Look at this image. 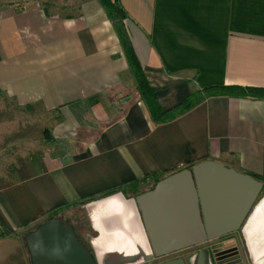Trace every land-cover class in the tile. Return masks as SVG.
Segmentation results:
<instances>
[{
	"label": "crops",
	"instance_id": "0c3cea01",
	"mask_svg": "<svg viewBox=\"0 0 264 264\" xmlns=\"http://www.w3.org/2000/svg\"><path fill=\"white\" fill-rule=\"evenodd\" d=\"M117 1L162 109L203 88H264V0ZM136 86L99 0H0V264H31L24 237L54 217L92 254L145 248L146 218L173 216L157 207L174 196L132 200L204 161L263 183L225 244L239 233L264 255V98L219 92L155 123Z\"/></svg>",
	"mask_w": 264,
	"mask_h": 264
},
{
	"label": "water",
	"instance_id": "95a60500",
	"mask_svg": "<svg viewBox=\"0 0 264 264\" xmlns=\"http://www.w3.org/2000/svg\"><path fill=\"white\" fill-rule=\"evenodd\" d=\"M262 188L263 183L249 174L204 161L166 177L153 190L132 200L143 211L148 196L157 197L163 192L174 196L172 200L169 197L163 201L164 206L161 203L156 206L173 216H160L154 222L151 217L146 218V221L149 219V226L146 222L145 227L149 230L150 243L146 235L142 234V239H146L147 248L107 250L105 246L100 248L99 244H93L92 254L78 240L73 227L58 217L50 218L28 232L24 237L25 245L31 264H132L134 260L150 264H224L226 260L223 259L213 261L212 250L217 248L222 253L235 245L225 243L232 241L231 232L241 227ZM221 223L224 226L215 229ZM161 228L166 236L158 234ZM172 237L180 238L184 243L167 246ZM245 240L250 263L264 264V255L256 256L257 249L253 250L247 238ZM193 246L198 248L184 250ZM236 248L230 259H235L236 264H245ZM173 252L177 253L176 258L161 260Z\"/></svg>",
	"mask_w": 264,
	"mask_h": 264
},
{
	"label": "trees",
	"instance_id": "16d2710c",
	"mask_svg": "<svg viewBox=\"0 0 264 264\" xmlns=\"http://www.w3.org/2000/svg\"><path fill=\"white\" fill-rule=\"evenodd\" d=\"M100 4L104 8L107 17L112 21L119 38L120 44L123 48L124 55L126 57L128 66L136 80V89L138 91L140 99L144 102L145 106L150 112V116L155 123H165L171 121L185 112L189 111L195 105H197L205 97L212 96L219 92H227L228 94H235L239 96H251L264 98V88L258 87H240L229 86L224 88H203L201 91L194 92L188 96L185 100L179 103L172 109L164 110L160 106L157 100L156 91L149 85L146 76L142 70L140 62L135 55V52L130 44L128 33L125 29L124 19L127 17L125 10L120 6L117 0H99ZM45 136H47V132ZM65 146V144H63ZM111 191H117L112 189ZM53 214V213H52Z\"/></svg>",
	"mask_w": 264,
	"mask_h": 264
},
{
	"label": "rangeland",
	"instance_id": "374dc122",
	"mask_svg": "<svg viewBox=\"0 0 264 264\" xmlns=\"http://www.w3.org/2000/svg\"><path fill=\"white\" fill-rule=\"evenodd\" d=\"M129 38V37H128ZM2 109V108H1ZM22 113V112H21ZM32 118H30L29 115H27V120H26V123L27 124H31L32 126L31 127H27V129L30 131L32 130L33 132H35L36 130V127H35V124L37 123V125L39 124V121L41 120L40 119V116L38 115H31ZM36 121H34V120ZM28 126V125H27ZM4 123L3 122H0V132H6V130L4 129ZM32 132V133H33ZM31 133V134H32ZM34 134V133H33ZM262 194L259 196L261 197ZM258 197V199H259ZM236 237L239 238V247L241 248V252L239 253L241 255L240 259H243L242 261H244L245 264H251L250 263V258L248 257V255L246 254L244 248H243V245L241 243V238H240V234H236ZM225 240V239H224ZM235 247H237V245H233V246H229L227 247L224 251H222V253L216 248V249H213L212 250V258H213V261H218V260H226L225 262H223L224 264H236L238 262H235V259H230L232 257H234V254H235ZM239 250V248H236ZM222 264V263H221Z\"/></svg>",
	"mask_w": 264,
	"mask_h": 264
},
{
	"label": "flooded vegetation",
	"instance_id": "af4514ba",
	"mask_svg": "<svg viewBox=\"0 0 264 264\" xmlns=\"http://www.w3.org/2000/svg\"><path fill=\"white\" fill-rule=\"evenodd\" d=\"M223 241H225V240H220V241H218V243H221V242H223ZM239 248V247H238ZM239 252H241V250L239 249Z\"/></svg>",
	"mask_w": 264,
	"mask_h": 264
},
{
	"label": "bare ground",
	"instance_id": "6f19581e",
	"mask_svg": "<svg viewBox=\"0 0 264 264\" xmlns=\"http://www.w3.org/2000/svg\"><path fill=\"white\" fill-rule=\"evenodd\" d=\"M110 237H111V236H110ZM102 244H103V243L101 242V243H100V245H99V246H100V248H103L102 246H104V245H102Z\"/></svg>",
	"mask_w": 264,
	"mask_h": 264
}]
</instances>
